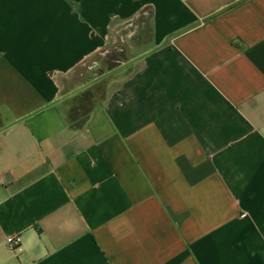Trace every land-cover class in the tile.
Instances as JSON below:
<instances>
[{
	"label": "crops",
	"instance_id": "0c3cea01",
	"mask_svg": "<svg viewBox=\"0 0 264 264\" xmlns=\"http://www.w3.org/2000/svg\"><path fill=\"white\" fill-rule=\"evenodd\" d=\"M0 264H264V0H0Z\"/></svg>",
	"mask_w": 264,
	"mask_h": 264
},
{
	"label": "trees",
	"instance_id": "16d2710c",
	"mask_svg": "<svg viewBox=\"0 0 264 264\" xmlns=\"http://www.w3.org/2000/svg\"><path fill=\"white\" fill-rule=\"evenodd\" d=\"M122 52L123 51L118 48L107 53L105 57H103V62H106L105 64L108 65V70L105 71V73H103L98 78V80L116 70L117 68L121 67L122 65L126 64ZM79 96L80 98L78 99ZM79 96L75 98L74 104L70 112L68 113V123L74 129H80L84 126L94 106L102 101V99L105 97V92L104 90H101V93H99V91L95 93L93 90L88 92L84 91ZM77 99L78 103L76 104L75 102L77 101Z\"/></svg>",
	"mask_w": 264,
	"mask_h": 264
},
{
	"label": "rangeland",
	"instance_id": "374dc122",
	"mask_svg": "<svg viewBox=\"0 0 264 264\" xmlns=\"http://www.w3.org/2000/svg\"><path fill=\"white\" fill-rule=\"evenodd\" d=\"M87 66H88V63L84 64L83 66H81L77 71H81V70H87ZM108 68L106 65L102 64V63H99V65L97 67H95L90 73H94L93 76H91V78H89V80H92L94 78H99L103 73H105V71H107ZM100 83H93L91 85H88L86 86L83 90L80 91V93L78 94L81 95L84 91L88 92V91H91L93 90L95 93L99 91V93H101V90H105V87L104 86V81L101 82V80L99 81ZM98 90V91H97ZM91 93V92H90ZM77 98V97H76ZM80 98V96L78 97V99ZM78 99L77 101L75 102L76 104L78 103Z\"/></svg>",
	"mask_w": 264,
	"mask_h": 264
},
{
	"label": "built area",
	"instance_id": "2783aa9c",
	"mask_svg": "<svg viewBox=\"0 0 264 264\" xmlns=\"http://www.w3.org/2000/svg\"><path fill=\"white\" fill-rule=\"evenodd\" d=\"M6 243L16 252L21 251L20 238L16 235H8L6 237Z\"/></svg>",
	"mask_w": 264,
	"mask_h": 264
}]
</instances>
